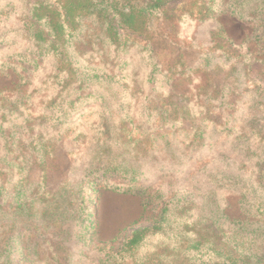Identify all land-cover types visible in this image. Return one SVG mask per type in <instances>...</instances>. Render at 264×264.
I'll return each instance as SVG.
<instances>
[{
    "label": "rangeland",
    "instance_id": "1",
    "mask_svg": "<svg viewBox=\"0 0 264 264\" xmlns=\"http://www.w3.org/2000/svg\"><path fill=\"white\" fill-rule=\"evenodd\" d=\"M261 1L244 0L238 10L244 17L238 18L229 13V0H214L213 9L207 10L210 17L202 21L195 17L197 8L191 2L173 3L164 12L139 13L141 11L136 7L137 2L131 3L135 7L132 9L123 1L105 5L92 0L95 6L89 14L70 17L64 23L61 34H56L48 26H42V21H37L41 19L34 15V11L36 7L44 8V11L37 12H44L45 15L55 18L51 12H60L59 4L62 3L57 0H0V97L3 90L12 88L17 83L18 75L25 70H33L30 83L22 87L32 103L21 107L22 110L25 109L23 115L18 112L13 114L12 123L16 120L14 126L19 130L13 132L22 134L20 138L18 135L14 137L13 152L25 156V161L19 163V168L7 165L10 170H14L9 186L24 179L26 197L34 200L29 226L32 233L40 231V214L44 208L47 210V229L41 230L45 236L40 240L44 252H48L49 248H58V253L62 256H70V264H78L81 259L86 258L89 263L95 261L93 252L96 250L106 248L115 251L132 230L152 224L159 210L148 208L150 210L142 215L139 196L118 194L107 188L121 186L126 189L134 186L132 190H135L145 187V194L150 193L157 203L160 200L157 198L159 194L155 192L156 188L166 187L167 198H170L168 191H174V195L177 190H185L194 182L190 180L193 169L184 171L182 165H177L178 158L175 156L181 154L182 158L187 159L189 167H195L204 161L219 160L223 154H231L228 152V143H224L227 139L226 133H210L212 123L206 119L204 145L198 146L191 153V148L185 149L190 139L186 136L183 123L186 124L189 120L199 122L207 112L210 113V119L224 121L226 117L218 114L220 109L216 107L219 102L214 101L222 95L223 98L225 96L226 99H231L226 100V103L236 100V109L232 112L235 120L231 122L235 129L233 131L242 126L248 131L258 121L256 119L264 115V99L262 101L257 97V93L261 94L264 90V8L260 9L253 21L247 17L250 8ZM209 6L211 7V4ZM131 10L135 11L131 13ZM58 20L62 22L63 18L58 17ZM102 20H111L118 34L114 39L121 45L120 52L125 62L117 61L121 65L115 64L111 67L116 72L117 68L122 69L121 74L117 76L120 84L97 85L94 81L95 92L104 96V101L92 98L96 96H89V99L80 98L75 110L62 119L61 138L54 135L52 138L57 140H51V145L46 142V138L41 141L46 158L43 159L42 165L37 164L34 162L35 157L42 155V151L32 156L36 150L31 149L30 142L39 141L40 138H37L36 131L25 133L28 130L20 131L19 126L22 122L25 127V116L38 118L43 108L38 98L40 86L45 78L64 62H72L71 69L76 72V78L79 80L78 78L84 75L82 71L87 68L98 67L114 60L113 48L109 49L108 54L101 55L98 52L102 49L108 50L111 36L101 24ZM128 24H132L133 28ZM73 29L74 35L67 42L63 36ZM47 32L49 34H46ZM46 36V43L50 41L53 46L48 44L46 48L45 43V49H40L38 38ZM87 52L93 55L88 56ZM151 54L159 59L164 68L162 73H157L152 82H149L150 69L147 63ZM34 58L35 62L31 60ZM50 83L48 82V85ZM201 86L204 91L214 92L209 93L207 97L214 108L205 105L206 101H201L203 96H197L195 89ZM156 103L165 110L168 122L165 121L164 128H157L156 124L150 128L149 124H146L151 119L147 108ZM153 115L158 119L155 112ZM40 120L43 121L38 118L37 122ZM136 122L139 124L138 130H131V126ZM100 125L109 126L106 136L98 132ZM260 125L263 127L259 136L254 133L248 138L254 153L258 151L261 143H264V120L260 121ZM120 129L121 134L118 133ZM55 130L57 129L52 131ZM164 132L170 142L168 146H172L169 148L159 140L155 144L158 146L156 155H149L150 151L146 154L144 149L152 144L150 138ZM116 133L121 139L116 143L112 141L110 146L104 149L106 158H113L114 160H111L119 164L125 156L124 153L129 157L134 156L132 146L135 140H139L145 146H141L142 150L137 148L138 144L134 145L139 152V160H128L126 164L138 165L139 170L146 172L145 177L133 181L115 172L105 173L101 170L95 172L96 177L92 178L90 171L97 167L96 162L102 154L101 144ZM42 134L46 136L45 131H42ZM142 154L146 155L145 159ZM64 178H68L76 184V188L78 187L73 190L76 193L73 197L76 200L83 197L87 206L84 215L90 214L89 222L85 218L82 219L81 210L73 213L74 208L65 200V195L60 194L59 186ZM80 178L88 180L81 186ZM37 182L41 184L38 185ZM80 187L82 192L79 193ZM219 197L224 198L228 204L225 214L229 218L242 217L237 195L222 190ZM39 198L42 202L37 201ZM10 200H6L3 211L9 209ZM178 216V212H173L165 223L166 234L160 239L155 237L147 240L137 250L138 253L154 251L155 245L161 241L166 244L176 242L179 232L184 236V246L186 239H190L192 234L190 226L184 227V223L191 224L197 219V215L194 210H188L180 214L183 217ZM19 226L23 229L21 224ZM176 264L187 263L185 259L180 258Z\"/></svg>",
    "mask_w": 264,
    "mask_h": 264
},
{
    "label": "trees",
    "instance_id": "2",
    "mask_svg": "<svg viewBox=\"0 0 264 264\" xmlns=\"http://www.w3.org/2000/svg\"><path fill=\"white\" fill-rule=\"evenodd\" d=\"M57 1L62 4H59L60 12L57 11L55 14L51 12L55 18L45 15L44 12H37L39 10L44 11V8L40 9L36 7L34 11V15L41 19L37 21H42V26H48L49 29L53 30L56 34H61L63 25L67 19L89 14L92 7L95 6L92 0ZM96 1L105 5H110L109 3H114L115 1H123L125 5L132 7V9H135V7L131 5V3L137 2L136 7L138 11H141L139 13L164 12L165 9L173 3L179 2L188 4L191 2V4L196 5L197 8L195 17L202 21L210 17L207 10L210 8L213 9L214 5V0ZM229 1V13L238 18H243L244 16L239 13L238 10L242 7L244 0ZM210 4L211 7L209 6ZM263 4L264 1L262 0L261 3L257 2L253 5L250 8V13L247 15L248 19H252L251 21H253L256 14L260 13L264 8ZM133 11L135 10H131V13ZM115 13H117L116 8ZM58 17H60V19L63 18V21L60 22ZM101 24L111 36L109 37L110 43L108 44V50L105 51L102 49L98 50V52L101 55L108 54L113 48L112 51L115 54L114 60L106 62L110 65L108 66V64L105 63L98 67L94 66L93 68H87L82 71L84 75L77 80L76 72L71 69L72 62H64L50 76L46 77L40 86L41 90L38 98L43 108L38 118L43 121L40 120L37 122L38 118H33L34 116H32V118L25 116V127L22 126V122L19 126L21 129L20 131L24 129L28 130L25 133H33L36 131L38 134L37 138H40L39 141L30 142L31 149L36 150L31 154L32 156H34L36 152L39 153L42 151V155L38 154L39 156L35 157L34 162L37 164L39 163L42 165L44 163L43 159L46 158V153L43 152L45 148L42 142L46 138V142L51 145V143H53L50 142L51 140L54 142L57 140L52 138L54 135L59 139L61 138L62 119L66 114L75 110L80 98L89 99V96H96L92 98L104 101V96L95 92L96 86L93 84L94 81L97 85L109 83L120 84V79L118 78L117 80V76L121 74L122 69L117 68L118 72H116L111 67L115 64L121 65L117 61L125 62L122 56L123 54L120 52L121 45L114 39L118 34L111 20H102ZM128 25L130 28H133L132 24ZM74 32V29L70 30L66 36H63L67 42L73 37ZM46 34L49 33L47 32ZM34 37H36V35ZM63 37L60 38L64 40ZM38 39H40L38 40L40 41L38 47H40V49H45V43L48 41L47 36ZM48 44L53 46L50 41ZM48 44L46 43V48H48ZM87 54L88 56L93 55L91 52H87ZM179 58L180 57H178V59ZM31 60L33 62L36 61L35 58ZM148 61L149 63H147V66L149 65L150 69L148 81L152 82L157 73H162L164 67L160 64L159 59L155 55L153 56L151 54ZM63 70H65V72ZM32 75L33 70H25L21 75H18L17 83L12 88L3 90L0 97V264H70V256H62L58 253V248H49L48 252H44L43 243L40 244V240L44 239L45 236L44 232H41V230L45 231L47 229L45 222L47 210L45 208L40 214L42 221L39 226L40 231L34 233H32V230L30 231V218L33 215L34 200L26 197L27 189L24 187V179H20L14 185L9 186V182L14 175V170H10L7 165H13L15 168H19V163L25 161V156H20V153L15 154L13 152L14 137L16 135H18L19 138L22 136L21 133L13 132V130L19 131L16 130L14 126V123L16 124L17 121L15 120L12 123L14 120L13 114L18 112V114L23 115L25 109L22 110L21 107L32 103V101L29 100L26 90H22V87L30 83ZM76 81H78L79 84ZM48 82H51L50 85H48ZM238 85L240 86L241 84ZM204 90L202 86L195 89L198 97L203 96V100L201 99V101H206L205 105L211 107L212 105L207 97H209V93L213 94L214 92L212 93ZM93 93L95 95H93ZM261 94L263 95L261 96ZM261 94L258 92L257 97L263 101L264 90L261 91ZM226 100L231 99H226L225 96L223 98L222 95L220 98L214 100L215 102H219V104H216V107L220 109L218 114L226 117L224 121L210 119V113L207 112L199 122L195 123L193 120H189V124L183 123V128L186 136L190 139V141L186 143L185 149L191 148L192 150L190 151L192 153L195 148L204 145V135L206 133V127L204 126L205 119L210 121V123H212L210 133H226L227 139L224 143H228V152H231V154H223L219 160L213 162L204 161L195 167H189L186 162L187 159L182 158L181 154L175 156L178 158L177 165H182L181 167L184 171L187 172L189 169H193L194 172L190 180H194V182H192L189 188H185V190H177L174 195H172L174 191H168V193L171 194L170 198H167L168 195L165 192L167 189L166 187L160 186L156 188L155 192L159 194L157 198L160 200L157 201V203L150 193L145 194V187H138L135 190H132L134 186L126 189L121 186L112 188L106 187L118 194L139 196L142 205V215L146 214L150 209L153 210L156 208L159 210V214L152 224L148 226H139L132 230L129 236L122 240L120 246L115 251H109L106 248L96 251L92 250L94 251L93 253L96 256V260L89 263L87 262V258L86 260L81 259L78 264H176L179 262L180 258L185 259L187 264H264V143H261L258 151L254 153V151H251L252 148L250 140L248 139L250 136L254 135V133L259 136L261 128L263 127L260 125V121L264 120V115L257 118L256 120L258 121L254 123L255 125H252L248 131L244 130L243 126L240 127L239 130L233 131L235 129H233L231 122L235 120L232 112L236 109L234 107L236 100L234 99L230 103H226ZM212 108H214V106H212ZM147 110H149L151 119L149 123L147 122L146 124H149L150 128H153L154 124L158 125L157 128H164L165 121H168L167 118H165V110H163L160 104H153V106L147 108ZM203 111H205V109H203ZM154 112L156 116H158V119H155L153 115ZM141 120L142 119H140V121ZM129 121L132 123L131 119ZM44 123L46 125H44ZM137 124L136 122L130 129L138 130ZM107 127L109 126L100 125L98 132L106 136ZM54 129L57 130L52 131ZM42 131H45L46 136L42 134ZM248 132L250 134H248ZM118 133L121 134L122 130H118ZM231 133L234 134L232 135ZM119 138L120 136L116 133L111 139L106 138V142L101 144L102 147L100 151L102 154L98 157L96 162L97 167H94L95 170L90 171V173L93 174L92 178L96 177L94 176L95 172L98 173L101 170L105 173L115 172L133 181L138 180L142 176H146V172L141 169L139 170L138 165L128 166V163L126 164L128 160H133V162L139 160V152H137L134 145L138 144L137 148L139 149L145 147L139 140H135L132 146L134 156L129 157L124 153L126 157L123 156L119 164L115 161L113 162V158H111L113 160L106 158L104 149L110 146L112 141L116 143ZM150 139L152 140V144L148 146V148H145L144 151L146 154L150 151L149 155L151 156L156 155L158 146L155 144L159 140L163 141L164 145L169 148L172 146H168L170 142L165 132L156 134ZM141 146L143 147L141 148ZM191 153L188 156H190ZM142 156L145 159L146 155L142 154ZM161 169L165 170L163 168ZM169 172L172 173L171 171H168V173ZM85 180L84 178H80L79 184L82 186ZM37 184L40 185L41 183L37 182ZM75 185L76 184H73L68 178H64L59 186V191H61L60 194H64L65 200L70 203V207L74 208L72 211L73 213L76 210H81L82 219L84 220L85 218L88 220L90 214L85 213L84 215L87 206L84 204L83 197L81 196V198L77 200L73 197V195L76 194L73 190L78 188H76ZM222 190L229 191V193L238 196V206L242 217L229 218L225 214V209L228 204L225 202L224 198H218L219 192ZM78 192H82L81 187ZM8 198L11 199L8 207L9 209L3 211L2 207ZM53 198H55V196H53ZM37 201L42 202L41 198L37 199ZM188 210H194L197 219L194 217L193 219L195 220L191 224L189 222L184 223V227L190 226L192 230L191 238L186 239L187 242L184 246H182L185 242L183 240L184 236L179 232V238L176 242L166 244V242L161 241L159 244L155 245L154 251L145 254L138 253L137 250L143 246L147 240L155 237L160 239L161 236L166 234L164 232L165 223H167V220L173 212L176 214L178 212V217L181 218L183 216H180V214ZM19 224H21L23 229H20Z\"/></svg>",
    "mask_w": 264,
    "mask_h": 264
}]
</instances>
